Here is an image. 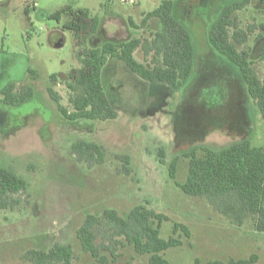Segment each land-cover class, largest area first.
<instances>
[{
  "label": "rangeland",
  "instance_id": "374dc122",
  "mask_svg": "<svg viewBox=\"0 0 264 264\" xmlns=\"http://www.w3.org/2000/svg\"><path fill=\"white\" fill-rule=\"evenodd\" d=\"M162 1L0 0V89L10 82H16L17 90L25 84L34 88L32 99L19 106L5 105L0 97V164L28 182L25 191L13 195L19 204L0 209V264H30L22 258L26 250L56 243L72 246L75 264H98L82 250L76 229L87 213L112 208L126 214L138 204L169 217L161 224L162 238L173 234L172 221L188 226L190 237L182 236V245L164 252L171 264L251 254L258 257L254 264H264V232L255 230L250 219L241 226L231 223L206 199L184 194L168 176L170 161L178 157L176 180H186L188 159L183 153L195 145L218 148L247 138L253 146L264 147V119L238 70L207 42L209 25L231 0H175L176 15L195 45L194 70L181 89L146 82L112 59L102 81L118 111L116 119L66 120L48 92L52 87L71 111L67 73L80 66V51L106 40L149 38L161 28L157 18L139 29L131 27L129 19L139 25L143 14ZM66 7L87 9L100 20L98 31L85 44L65 26L69 14L52 16ZM235 14L243 28L256 25L238 48L250 50L253 67L264 79V36L256 38L264 22V0H250ZM56 40L61 45H55ZM134 56L146 63L152 55L137 49ZM52 74L57 75L54 82ZM80 138L103 145L102 164L76 160L71 145ZM117 155L130 157L128 174L120 172L123 161ZM118 253L110 264H148V255L130 245Z\"/></svg>",
  "mask_w": 264,
  "mask_h": 264
},
{
  "label": "trees",
  "instance_id": "16d2710c",
  "mask_svg": "<svg viewBox=\"0 0 264 264\" xmlns=\"http://www.w3.org/2000/svg\"><path fill=\"white\" fill-rule=\"evenodd\" d=\"M249 2L225 1L207 29V42L236 67L247 94L264 119V79L257 75L253 67L250 50L238 48L256 29L254 24L243 28L235 14ZM175 4V0H163L154 10L143 14L139 25L129 19L130 26L139 29L157 18L161 28L149 38L132 36L120 41L106 40L99 46L80 51V66L67 73L66 84L70 90L72 110L60 103V96L52 87L48 88L51 99L66 120H113L118 117L102 81L103 70L112 59L124 63L142 80L167 85L174 91L188 83L194 70L195 45L190 31L176 15ZM62 13L69 14L70 20L65 26L73 31L79 44L91 40L99 29L100 20L87 9L71 10L66 7L52 16L59 19ZM259 28L258 40L264 36V22L259 24ZM137 49H141L145 56L151 54V59L146 63L138 61L134 56ZM260 58L264 59V55ZM29 72L33 79L37 78L34 70L29 69ZM56 76L52 74L51 81H56ZM33 95L31 84L22 85L17 90L16 82H10L0 89L5 105L19 106L31 100ZM71 152L79 163L89 166L102 164L106 157L103 145L82 138L72 143ZM183 156L188 159L186 180H176L178 157L170 161L168 176L184 194L206 199L214 210L237 226L250 219L255 230L264 232V147L253 146L249 139L244 138L218 148L195 145ZM117 158L123 161L120 172L128 174L130 157L117 155ZM160 162L163 160L160 159ZM27 188L28 182L24 178L0 164V209H13L20 202L13 195ZM167 220H170L167 215L144 204L133 206L126 214L108 208L100 214L87 213L76 229V238L82 250L98 264L116 261L119 248L126 245L132 246L140 255H148V264H171L164 257V252L182 245L181 237L189 238L190 230L187 225L172 221L173 234L162 238L161 224ZM22 258L30 264H75L70 244L56 243L48 249L31 248L23 253ZM257 258L256 254L247 258L205 262L196 258L193 264H254Z\"/></svg>",
  "mask_w": 264,
  "mask_h": 264
},
{
  "label": "water",
  "instance_id": "95a60500",
  "mask_svg": "<svg viewBox=\"0 0 264 264\" xmlns=\"http://www.w3.org/2000/svg\"><path fill=\"white\" fill-rule=\"evenodd\" d=\"M54 44L59 46V45H61V42H60V40H56V41H54Z\"/></svg>",
  "mask_w": 264,
  "mask_h": 264
}]
</instances>
